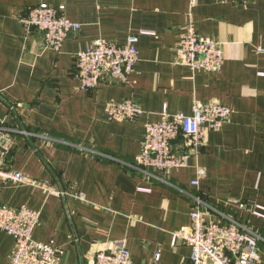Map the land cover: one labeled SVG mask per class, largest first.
<instances>
[{"label": "crops", "instance_id": "1", "mask_svg": "<svg viewBox=\"0 0 264 264\" xmlns=\"http://www.w3.org/2000/svg\"><path fill=\"white\" fill-rule=\"evenodd\" d=\"M41 4L64 7V17L79 25L59 53L19 22ZM189 20L199 35L223 45L220 73L180 63L178 41ZM130 35L138 36L139 61L127 82L106 79L80 90L76 54L99 39L123 45ZM262 48L264 0H196L193 9L188 0H0V122L14 131L8 169L55 192L0 179V201L38 212L33 239L62 249L63 264H93L95 253L122 244L132 264H188L189 249L179 241L172 246V236L190 226V193L260 230L257 261L264 264V222L226 208L232 201L264 207ZM125 99L144 114L109 121L107 105ZM196 102L233 113L167 183L157 172L134 170L144 124L159 121L164 108L191 115ZM201 169L205 176L192 187ZM13 246L0 232V264H9Z\"/></svg>", "mask_w": 264, "mask_h": 264}, {"label": "built area", "instance_id": "2", "mask_svg": "<svg viewBox=\"0 0 264 264\" xmlns=\"http://www.w3.org/2000/svg\"><path fill=\"white\" fill-rule=\"evenodd\" d=\"M195 5L196 0H188L189 9ZM19 22L26 33H41L45 48L57 53L68 35L79 29V25L64 17V7L46 4L32 7ZM140 34L151 33L141 31ZM137 41V35L128 36L120 46L99 39L85 51L78 52L74 59V77L80 90L93 91L106 79L126 83L139 61ZM258 53L264 57V48L258 49ZM177 55L180 63L191 72L217 74L224 64L223 45L199 35L191 20L178 41ZM232 113L229 107L217 102H196L188 116L172 115L164 108L159 121L144 124L140 149L133 158L132 168L143 173L148 170L157 172L162 177L161 182L167 183L164 179L170 172L186 167L190 157L199 155L207 145L208 135L220 131ZM143 114L140 105L129 99L109 103L106 108L107 118L113 122H134ZM13 133L0 122V179L3 184L24 185L54 194L50 188L8 169ZM197 175L198 180L190 183L192 187L198 186L205 172L198 170ZM137 191L147 192L140 188ZM184 195L194 204L189 214L190 226L173 234L172 246L179 241L189 249L188 264H258V246L262 241L260 230L217 209L198 195ZM229 206L264 222V207L249 206L241 201L227 203L226 208ZM39 225L38 212L25 207H9L0 201V232L11 236L14 241L9 264H63L62 249L52 241L40 243L33 239V232ZM159 257L157 254L154 261ZM93 264H132V261L122 244L114 253H95Z\"/></svg>", "mask_w": 264, "mask_h": 264}]
</instances>
